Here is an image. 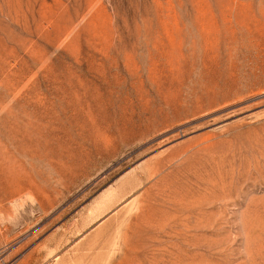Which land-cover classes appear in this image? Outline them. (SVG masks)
<instances>
[{
    "label": "rangeland",
    "instance_id": "obj_1",
    "mask_svg": "<svg viewBox=\"0 0 264 264\" xmlns=\"http://www.w3.org/2000/svg\"><path fill=\"white\" fill-rule=\"evenodd\" d=\"M0 264H264V0H0Z\"/></svg>",
    "mask_w": 264,
    "mask_h": 264
}]
</instances>
